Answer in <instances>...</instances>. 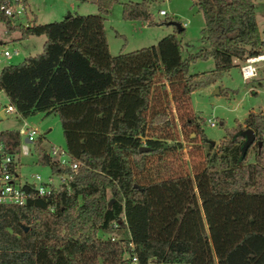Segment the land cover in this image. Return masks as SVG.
Returning <instances> with one entry per match:
<instances>
[{
	"label": "trees",
	"instance_id": "obj_1",
	"mask_svg": "<svg viewBox=\"0 0 264 264\" xmlns=\"http://www.w3.org/2000/svg\"><path fill=\"white\" fill-rule=\"evenodd\" d=\"M90 1L97 13L48 23L0 13L17 39L44 36L39 53L0 68V91L21 117L56 115L64 149L78 162L69 193L0 203V264H264V115L244 120L259 149L242 147L240 127L214 145L188 117L207 150L187 173L162 174L179 144L150 134L167 119L161 95L188 99L201 84L189 62L211 58L214 77L232 59L263 54L252 0H192L208 47L186 57L181 26L154 45L110 54L103 20L114 0ZM120 15L151 24L145 0L122 3ZM0 143L16 156L19 132L1 130ZM40 143L36 161L61 171Z\"/></svg>",
	"mask_w": 264,
	"mask_h": 264
},
{
	"label": "rangeland",
	"instance_id": "obj_2",
	"mask_svg": "<svg viewBox=\"0 0 264 264\" xmlns=\"http://www.w3.org/2000/svg\"><path fill=\"white\" fill-rule=\"evenodd\" d=\"M129 1L141 0H114L104 16L103 30L110 54H116L120 48L122 52H128L156 44L162 36L173 33L175 27L168 23L170 21L179 24L187 22L186 26H183V32L180 35L176 34L180 40L182 57L208 47L206 36L201 32L203 27L201 13L192 0H145L151 24L143 20H128L121 17V4ZM252 4L260 37L264 42V0H252ZM159 10H163L165 15H159ZM95 13L96 6L90 0H28L25 14L20 18L11 19L13 23L21 24H26L32 18H35L37 23H48L58 21L68 14ZM17 37L16 31L7 32L0 23V68L7 64L19 63L24 57L41 51L44 36H28L24 39ZM3 49L9 52L17 50V54L4 57L1 54ZM262 56L263 59L255 64L254 75L245 80L241 78L239 72V66L243 63L241 60L213 77L212 59H196L189 62L188 72L195 74V79L201 84L190 93L189 98L172 100L169 95L167 99L161 95L157 104L165 109L167 119L164 123L156 125L150 134L161 138L167 144H179L167 157L168 161L162 169V174L171 171L190 172L191 165H196L204 158L207 146L200 136L194 135L192 126L185 124L188 117H195L204 136L217 145L228 139V130L236 127L244 129V120L249 113L264 115V50ZM215 91L217 92L214 93ZM6 105L7 101L0 91V109H4ZM210 122L213 124L210 125ZM5 129L17 130L20 140H23V132L26 129H33L35 134L32 139L40 136V145L43 148L48 149L50 146L64 148L59 120L53 114L36 112L21 117L17 113L9 112L6 113V117H0V131ZM261 138L264 147V129ZM28 147V154L18 157L16 168L18 176L21 180L31 181L30 177L37 174L41 180L47 181L50 175L49 167L38 163L33 146L28 144ZM252 160L251 148L246 162ZM52 179L56 184V175H52ZM98 235L101 237L100 233ZM105 236L109 235H102L103 238H106Z\"/></svg>",
	"mask_w": 264,
	"mask_h": 264
},
{
	"label": "built area",
	"instance_id": "obj_3",
	"mask_svg": "<svg viewBox=\"0 0 264 264\" xmlns=\"http://www.w3.org/2000/svg\"><path fill=\"white\" fill-rule=\"evenodd\" d=\"M28 0H6V2L0 4V13L4 16L15 19L22 17L26 12ZM159 15H165L163 10L158 11ZM187 22L180 25L186 26ZM2 56L9 57L10 55H16L17 50L9 52L6 49L1 51ZM263 59L262 55L249 56L244 58L243 63L239 66V72L243 80L250 78L254 75L256 69V63ZM239 60L232 59L233 64H237ZM4 112H15L14 107L11 104H7L4 107ZM213 123L210 122V125ZM35 134V130L26 129L23 132V140H20L18 154L11 156L3 150L0 143V203L11 205H23L29 199L33 197H48L56 192L64 189L66 193L70 191V181L78 167V162L71 158L64 148L57 146H50L46 149V154L54 162L61 171H54L50 169V175L47 181L41 180L37 174L32 175L31 181L21 180L16 171L18 165L19 155H27L29 152L28 144L33 146L36 139H32ZM27 139V141H24ZM52 175H56L57 183L55 184ZM113 238H111L112 240ZM127 245L131 248V242ZM131 262H135V257H131Z\"/></svg>",
	"mask_w": 264,
	"mask_h": 264
},
{
	"label": "water",
	"instance_id": "obj_4",
	"mask_svg": "<svg viewBox=\"0 0 264 264\" xmlns=\"http://www.w3.org/2000/svg\"><path fill=\"white\" fill-rule=\"evenodd\" d=\"M67 16V15H66ZM64 16V17H66ZM169 24L173 25L177 31L180 30V28L182 27L181 25H179V23L177 22H173V21H170L168 22ZM181 26V27H180ZM217 91H215L214 93H216ZM242 134L244 136V141H243V144H242V147L243 148H247L250 144L252 143H256L257 145V148L259 149L260 146H261V141H254V134H253V131L249 128H246L242 131ZM24 141H27V139H24Z\"/></svg>",
	"mask_w": 264,
	"mask_h": 264
},
{
	"label": "crops",
	"instance_id": "obj_5",
	"mask_svg": "<svg viewBox=\"0 0 264 264\" xmlns=\"http://www.w3.org/2000/svg\"><path fill=\"white\" fill-rule=\"evenodd\" d=\"M1 92H2V91H1ZM2 93H3V92H2ZM3 95H4V93H3ZM4 98L6 99L7 104H9V102H8V100H7V98H6L5 95H4ZM0 117H1V118L6 117V112H4V109H0ZM5 130H9V129H5Z\"/></svg>",
	"mask_w": 264,
	"mask_h": 264
}]
</instances>
